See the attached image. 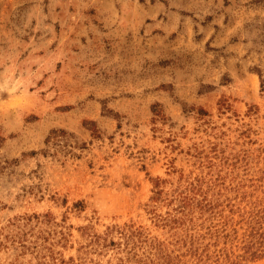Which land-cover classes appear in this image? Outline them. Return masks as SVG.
I'll return each mask as SVG.
<instances>
[{"label": "rangeland", "instance_id": "374dc122", "mask_svg": "<svg viewBox=\"0 0 264 264\" xmlns=\"http://www.w3.org/2000/svg\"><path fill=\"white\" fill-rule=\"evenodd\" d=\"M0 264H264V0H0Z\"/></svg>", "mask_w": 264, "mask_h": 264}]
</instances>
